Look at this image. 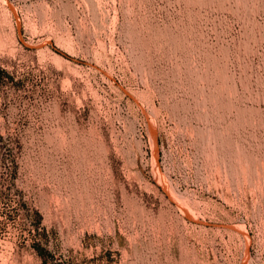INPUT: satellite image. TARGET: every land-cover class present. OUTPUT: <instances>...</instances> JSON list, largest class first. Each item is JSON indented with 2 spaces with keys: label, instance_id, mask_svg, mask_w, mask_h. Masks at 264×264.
Returning a JSON list of instances; mask_svg holds the SVG:
<instances>
[{
  "label": "rangeland",
  "instance_id": "1",
  "mask_svg": "<svg viewBox=\"0 0 264 264\" xmlns=\"http://www.w3.org/2000/svg\"><path fill=\"white\" fill-rule=\"evenodd\" d=\"M0 264H264V0H0Z\"/></svg>",
  "mask_w": 264,
  "mask_h": 264
}]
</instances>
